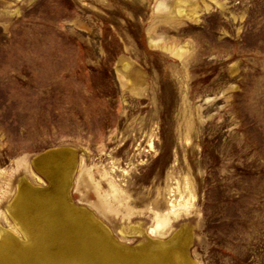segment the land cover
Instances as JSON below:
<instances>
[{"label": "rangeland", "instance_id": "374dc122", "mask_svg": "<svg viewBox=\"0 0 264 264\" xmlns=\"http://www.w3.org/2000/svg\"><path fill=\"white\" fill-rule=\"evenodd\" d=\"M52 149L51 216L131 252L264 264V0H0V244L31 250L18 212L52 192ZM42 236L50 258L90 253Z\"/></svg>", "mask_w": 264, "mask_h": 264}, {"label": "bare ground", "instance_id": "6f19581e", "mask_svg": "<svg viewBox=\"0 0 264 264\" xmlns=\"http://www.w3.org/2000/svg\"><path fill=\"white\" fill-rule=\"evenodd\" d=\"M63 150L52 149L35 159L40 169L52 180L53 189L42 199L30 195L31 197L24 202L18 212L22 225L32 234L31 250H22L19 243H12L11 239L5 240L0 244V264H60L66 258L71 259L69 264H195L185 251V245L180 244L177 239H173L168 244L154 242L145 249L131 252L125 247H120L122 250L115 246L111 238L104 234L105 232L98 234L88 224H77L71 217L63 214V210L61 214L57 213L58 215L55 216L53 213L55 217L51 216L50 211L53 206L48 200L65 197L64 186L67 183L66 174L69 168H67L66 160L62 159L65 154ZM68 158L71 159V156ZM66 225L68 226L67 232L65 231ZM46 234L57 235L60 240L66 242L73 239V234L83 237L86 241L81 243L80 250L90 249V253L80 255L78 252L67 256L65 250L59 256L50 258L45 254L46 248L42 235ZM89 240L95 248L104 249L105 247L106 252L96 251L89 247ZM78 247L79 242L74 248ZM108 255L112 257L107 260ZM29 256L30 259H28Z\"/></svg>", "mask_w": 264, "mask_h": 264}]
</instances>
